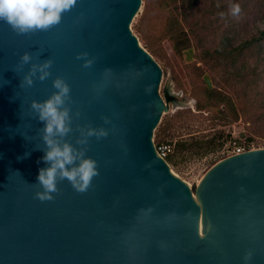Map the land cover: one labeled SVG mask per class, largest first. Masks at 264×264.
Listing matches in <instances>:
<instances>
[{"label":"water","instance_id":"95a60500","mask_svg":"<svg viewBox=\"0 0 264 264\" xmlns=\"http://www.w3.org/2000/svg\"><path fill=\"white\" fill-rule=\"evenodd\" d=\"M140 5L77 0L58 25L26 34L0 21V264H243L247 252L264 264V148L215 163L194 199L153 145L165 104L161 68L129 28ZM82 52L95 58L91 67L77 59ZM46 60L51 75L41 81L37 72L21 88ZM58 76L71 86L72 115L60 139L87 147L99 175L86 192L58 181L54 199L41 201L44 123L30 104L50 97ZM101 126L107 137L77 143Z\"/></svg>","mask_w":264,"mask_h":264},{"label":"rangeland","instance_id":"374dc122","mask_svg":"<svg viewBox=\"0 0 264 264\" xmlns=\"http://www.w3.org/2000/svg\"><path fill=\"white\" fill-rule=\"evenodd\" d=\"M235 4L240 5L238 15L232 14ZM206 5L198 2L182 27L199 30L194 25L196 18L211 21L201 29L208 42L216 40L223 29L236 38H249L264 25V0H223L224 11L218 22L213 21ZM166 17L165 11L157 9L156 0H141L129 28L161 68L158 92L165 108L153 139L174 146L167 163L196 193L199 180L227 157L228 150L238 145L246 150L264 148V39L231 56L223 67L219 61L201 60L200 48L189 31L192 57L175 52L169 39L160 38ZM232 68H241L243 77L230 74ZM252 68L257 71L251 72ZM217 136L220 138L213 149H197L200 141L196 140ZM181 140L190 143V148L177 147Z\"/></svg>","mask_w":264,"mask_h":264},{"label":"clouds","instance_id":"9594fccd","mask_svg":"<svg viewBox=\"0 0 264 264\" xmlns=\"http://www.w3.org/2000/svg\"><path fill=\"white\" fill-rule=\"evenodd\" d=\"M76 3L77 0H0V21L9 25L18 34L46 31L58 25L63 14L75 7ZM240 11L239 4L233 5V15H238ZM20 59L22 63L27 64L32 60V56L29 52H24ZM77 59L83 61L84 68L91 67L95 62V58L88 52L79 53ZM51 67V60L32 65L21 80L20 87H32L37 72L41 81L47 79L51 75ZM104 71L108 73L111 69ZM53 87L56 91L46 100H32L30 104L32 114L44 123L42 139L46 148L41 159L46 166L39 168L38 189L35 193L41 201L54 199L53 194L58 192V181L67 179L75 190L86 192L93 178L99 175L98 161L87 155V147L77 148L67 140L61 141L60 138L72 131L71 108L67 106L71 99V86L63 77L58 76L53 80ZM108 135V129L103 126L89 127L83 131L82 138L77 143L86 146L89 138L95 137L99 140ZM30 155V152H26L17 159H24ZM252 259L253 254L247 252L243 257V264H251Z\"/></svg>","mask_w":264,"mask_h":264},{"label":"trees","instance_id":"16d2710c","mask_svg":"<svg viewBox=\"0 0 264 264\" xmlns=\"http://www.w3.org/2000/svg\"><path fill=\"white\" fill-rule=\"evenodd\" d=\"M198 2H207L206 6L209 9L208 13L212 15L214 22H218L224 11L223 0H156L157 9L167 13L165 25L162 28L160 38L169 39L175 52L185 53L189 58L192 57L194 47L190 43L189 31L196 39V45L200 48L199 54L201 60H209L212 62L219 61L224 67L227 65V60L231 58V56L264 39V25L262 28L258 29L256 34L244 39L243 37L236 38V36L227 32L226 29H223L216 35V40H209V42L208 40H205L206 36L203 35V30L201 29H204L206 25L208 26L212 24L211 21H205L203 18H196L194 25L199 28V30H193L192 28L187 30L184 29L182 23L186 21V19H189V17L193 16V10ZM199 22L201 23L200 25ZM231 71L230 74L237 77H243L244 75L241 68L238 70L232 68ZM256 71L255 68H252L251 70L253 73ZM205 80L207 81L208 86H210L208 76L205 77ZM218 90L219 89H216V91ZM218 138H220V136H217V138L211 137L207 140H196L200 141L197 142V149L204 152L213 149V147L216 146V140H218ZM190 146L191 144L185 140H181L177 144V147H181L183 150L190 148ZM169 157L170 155L166 160H168Z\"/></svg>","mask_w":264,"mask_h":264},{"label":"built area","instance_id":"2783aa9c","mask_svg":"<svg viewBox=\"0 0 264 264\" xmlns=\"http://www.w3.org/2000/svg\"><path fill=\"white\" fill-rule=\"evenodd\" d=\"M152 141L157 155L163 158L164 160H166V158L173 153L174 146L170 142L155 143L153 138ZM245 151L247 150L243 146L238 145L233 147L231 150L227 151V157L240 154Z\"/></svg>","mask_w":264,"mask_h":264},{"label":"bare ground","instance_id":"6f19581e","mask_svg":"<svg viewBox=\"0 0 264 264\" xmlns=\"http://www.w3.org/2000/svg\"><path fill=\"white\" fill-rule=\"evenodd\" d=\"M172 171V170H171ZM173 172V171H172ZM173 174L174 175H176L177 177H178V175L177 174H175L174 172H173ZM180 178V177H179ZM181 179V178H180ZM181 180H183V179H181ZM202 179H200L199 180V183H200V181H201ZM184 181V180H183ZM185 182V181H184ZM186 184H187V186L189 187V183H187V182H185ZM192 194H193V197H194V199H195V192H192ZM196 200V199H195ZM199 203V202H198ZM199 232H200V234L201 235H203L202 233H201V216H200V221H199Z\"/></svg>","mask_w":264,"mask_h":264}]
</instances>
